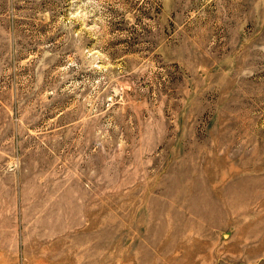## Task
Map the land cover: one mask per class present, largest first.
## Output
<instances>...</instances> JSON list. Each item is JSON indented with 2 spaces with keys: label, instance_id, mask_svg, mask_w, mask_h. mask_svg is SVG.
Segmentation results:
<instances>
[{
  "label": "rangeland",
  "instance_id": "obj_1",
  "mask_svg": "<svg viewBox=\"0 0 264 264\" xmlns=\"http://www.w3.org/2000/svg\"><path fill=\"white\" fill-rule=\"evenodd\" d=\"M0 264H264V0H0Z\"/></svg>",
  "mask_w": 264,
  "mask_h": 264
}]
</instances>
